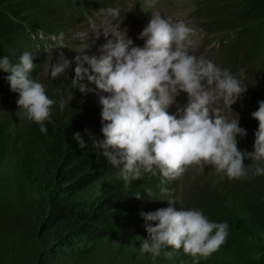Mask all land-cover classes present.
Listing matches in <instances>:
<instances>
[{
  "label": "clouds",
  "instance_id": "obj_1",
  "mask_svg": "<svg viewBox=\"0 0 264 264\" xmlns=\"http://www.w3.org/2000/svg\"><path fill=\"white\" fill-rule=\"evenodd\" d=\"M100 11L105 17L120 15L119 8ZM193 33L183 21L172 22L154 14L139 34L143 47H130L132 40L117 32L115 39L111 35L100 45L99 56L74 57L73 84L86 77L97 90L107 94L99 97L101 119L107 122L101 127L104 140L93 141V145L103 149L102 155L110 165L120 168L126 185L144 173H159L164 184L182 177L193 165H211L229 180L247 179L249 170L244 159L257 164L264 161V101H259L258 109L251 113L258 121V129L247 130H256L254 150L241 151L236 137L246 135L245 130L238 126L237 119L228 121L219 108L210 106L222 101L230 107L245 88L227 69L221 70L210 60L188 53ZM108 34L104 33L106 37ZM51 39L63 47V32ZM32 59L33 54L27 51L15 64L3 57L0 69L10 73L7 80L10 90L18 93V108L39 124L43 133L47 132L43 122L49 118L55 101L47 96L42 83L30 78ZM70 67L71 62L61 53L50 65L51 77H59ZM79 87L82 92L86 89L83 84ZM181 92L187 95V105L177 107L176 113L170 115L167 109ZM74 137L84 148L85 141L79 133ZM252 175H264V167H255ZM160 191L171 197V190L162 187ZM167 204L154 212L141 213L147 232V238L140 243L141 253L157 257L163 251L172 259L175 252L182 250L198 264L225 243L227 223L210 222L199 210H177L174 197L167 199ZM167 248L172 251H164Z\"/></svg>",
  "mask_w": 264,
  "mask_h": 264
},
{
  "label": "trees",
  "instance_id": "obj_2",
  "mask_svg": "<svg viewBox=\"0 0 264 264\" xmlns=\"http://www.w3.org/2000/svg\"><path fill=\"white\" fill-rule=\"evenodd\" d=\"M36 1L43 5V0ZM201 1L224 5L223 9L228 6V27L242 29L231 51L250 64L258 51L264 50V0ZM33 2L0 0V57L6 56L9 50H23L28 41L27 31L41 29L28 22L44 26L55 23L49 15L53 7L61 9L66 4V0H50L45 5L48 8L38 4L31 8L29 5ZM88 4V0H75L76 17L82 16L83 9L88 10ZM216 4L209 5L208 11ZM258 97L264 99L263 93ZM46 128L47 132L30 137L28 142H15L5 133L0 136V264H152L142 259L131 261L125 254L119 256L100 242L124 226L143 223L141 213L156 210L149 202L139 203L161 195L160 190H151L157 188L153 182L137 187L104 182L96 204L89 209L78 208L69 198L104 178L103 149L94 147L95 140L85 136L77 120ZM77 133L85 141L84 148L74 137ZM36 174L50 178L56 187L62 186L61 192L50 198L52 205L48 209L44 201L34 202L28 191L29 180ZM251 175L249 172L247 179ZM234 181L233 187H237V181L240 186L245 182L244 179ZM256 182L252 186L247 184L240 199L245 203V216L263 232L259 255L264 258V187L261 179ZM58 197L60 201L53 203ZM237 213L231 214L222 208L216 215L222 222L228 220L229 226L234 222L239 228L242 226L239 216L242 219L243 216ZM76 239L89 246L76 248Z\"/></svg>",
  "mask_w": 264,
  "mask_h": 264
},
{
  "label": "rangeland",
  "instance_id": "obj_3",
  "mask_svg": "<svg viewBox=\"0 0 264 264\" xmlns=\"http://www.w3.org/2000/svg\"><path fill=\"white\" fill-rule=\"evenodd\" d=\"M33 1L29 5L31 8H34V4L48 8V6L41 5L36 0ZM111 2L114 6L119 7L120 15L118 18L105 17L100 10L106 7L100 5V3H95L90 4V12H83V23L75 24L68 18L54 13L49 15L56 21L55 23L52 21V24L44 26L34 21L28 22V24L31 23L52 33L63 32L64 37L70 41L76 40L73 49L65 56L71 62V67L57 78L51 77L50 65L55 63L58 57L48 60L43 53L37 54L40 61L36 74L32 76V79L42 83L47 96L55 101L50 107L49 118L43 122L45 127L50 125L59 127L69 121L77 120L81 125L82 132L88 139H94L98 142L104 140L101 127L103 123L107 122L101 119L102 105L99 103V97L107 94L97 90L95 84L90 83L86 77L79 81L77 85L73 84L72 80L75 75L74 57L85 55V51H87L89 56H99L97 48L94 49V47L105 43L107 39L111 38V35L115 39L117 32L122 35H135L141 27L145 16L152 17L154 14H159L172 22L175 20L183 21L197 29H201L205 33V37L201 39L197 49L207 51L208 55L222 59L224 67L227 65V68L233 70L238 76L237 78L235 77L236 79H241L247 88L255 87L254 96L247 97L246 101L250 99L254 101L256 97L260 99L258 95L261 93L264 95V60L259 59L258 65L250 68H247V65L241 64L239 61L233 66L231 60L228 59L227 51L223 57L220 56L221 45H206L208 38L216 33L214 29H210L206 33L202 28L200 18L206 19L208 15L204 10L195 9L196 6L204 4L201 0H111ZM228 2L233 3L232 1ZM148 6H151V11ZM211 16L216 19H222L223 21L220 22L222 25L217 24V26L225 27L228 25V19H226L228 18V6L214 12ZM104 33L109 34L106 37ZM97 34L99 35L97 36ZM216 35L225 36L226 34ZM228 38L230 39V35H228ZM88 47H91V49H87ZM82 48L83 50L80 51ZM232 66L234 67L233 69L230 68ZM84 67H88V65L85 64ZM89 74L92 73L89 72ZM80 84L86 86L85 91L82 92L80 90ZM71 96L74 98L70 101ZM17 99L18 93L0 92V136L5 133L6 136L15 142L25 140L28 142L30 137H36L41 132L40 125L29 120L24 115V110L19 109L16 104ZM261 100L264 101V99ZM249 105L248 102L247 109ZM255 131H245L246 135H238L236 137L238 149L245 152L254 150ZM101 156H103L102 152ZM103 158L104 178L69 198L77 203L78 208L89 209L95 205L100 197V188L104 182L118 183L124 187H137L141 184L153 182L157 188L153 187L151 190H160L162 187L171 190V197L162 194L159 196L155 195L153 199L145 198L143 202L139 203L145 204L149 202V206L153 210L167 207V199L174 197L177 210H199L210 222L220 220L219 223H221L223 221L222 218L216 215L217 211L222 208H225L228 213L234 214L238 212L243 216L244 221L239 216L242 226L236 228L233 222L228 227L225 243L208 258L200 259L198 264H264V258L259 255L262 249L263 232L256 225L251 224L245 216V203L243 199H240L246 191L248 183L251 186L256 185V179H261L262 187H264V175H251L252 178L250 179H253V181L250 182V179H244L245 182H242L241 186L237 181L235 184L237 187H233L234 185L231 183L235 182L234 179L229 180L223 173H217L211 165H206L203 168L193 165L188 168L182 177L167 181L168 183L161 184L162 177L159 173L155 176L150 173H144L139 180L132 181L126 185L120 177V168L110 165L104 156ZM243 163L249 172H252L257 166L264 167V161L257 164V162H252L250 159L245 158ZM29 182L28 191L33 197V201H44L47 209L52 205L50 198L57 196L62 190V186L57 185L56 187V183L53 180L41 174L34 175ZM229 183L231 185L228 186ZM58 201H60L59 197L53 203ZM236 209L237 211H235ZM224 222L226 223L228 220ZM144 225L145 221L135 226H124L110 238L101 240L100 243L106 245L109 250L116 252L119 256L125 254L129 260L134 262L142 259L148 263L152 262V264L155 262L159 264H194L193 258L185 255L182 250L175 252L172 259H168L163 254V251L157 257H153L151 253H141L140 243L147 238ZM76 240L78 241L79 239ZM76 245L78 249H85L89 246L81 241H78ZM164 251H172V249L167 248Z\"/></svg>",
  "mask_w": 264,
  "mask_h": 264
},
{
  "label": "bare ground",
  "instance_id": "obj_4",
  "mask_svg": "<svg viewBox=\"0 0 264 264\" xmlns=\"http://www.w3.org/2000/svg\"><path fill=\"white\" fill-rule=\"evenodd\" d=\"M237 42V41H236ZM264 42V41H263ZM87 49H91V47H88ZM95 49V48H94ZM85 55H88L87 51L84 52ZM89 56V55H88ZM256 72V71H255Z\"/></svg>",
  "mask_w": 264,
  "mask_h": 264
}]
</instances>
